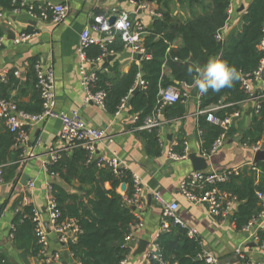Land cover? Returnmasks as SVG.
<instances>
[{"label": "trees", "instance_id": "trees-1", "mask_svg": "<svg viewBox=\"0 0 264 264\" xmlns=\"http://www.w3.org/2000/svg\"><path fill=\"white\" fill-rule=\"evenodd\" d=\"M155 2L160 8L153 18L151 28L146 29L143 47L149 58L137 59L128 72L120 73L119 64L110 65L103 62L96 72L97 80L91 89L94 92L105 93L104 107L109 114H115L122 101L131 102L128 111L137 114L139 122L150 116L157 105L159 91L175 86L185 91L194 87L195 68L200 67L213 56H219L229 65L235 66L239 79L234 80L231 87L220 91H209L201 96V108L219 106L214 112L219 119L240 110V104L251 99V94L243 87L242 79L253 81V73L259 69L264 53L258 50V44L264 37V0H250L242 15L239 31L232 30L217 41L215 35L229 22L226 9L230 0H205L209 10L194 14L186 22H180L171 15L170 6L176 0H146ZM192 6L197 0H177ZM23 9L19 2L0 0V14L3 10L16 11ZM3 30L0 27V37ZM180 40L181 46L172 48V44ZM124 50L120 35L116 34L111 44L104 48L92 45L87 49L90 60L103 58L107 54H117ZM102 60V59H101ZM34 63L31 69L34 72ZM193 68L192 73L188 72ZM104 70H107L105 73ZM166 71L168 74H166ZM138 76L143 86L134 95L132 91L137 85ZM36 81L33 83L35 87ZM35 89V88H34ZM30 106H18V110L35 115L41 112L39 92ZM258 93V91H257ZM1 97V96H0ZM185 109L181 102L167 106L165 118L180 117ZM0 166L4 183L11 184L19 177L23 149H15L16 137L0 124ZM198 127L201 131L204 152H210L214 141L222 130L206 121L205 115L198 117ZM146 141L147 153L158 155L160 143L158 131H139ZM236 134L230 128L227 136ZM264 136V87L254 99L250 113V125L240 135V142L253 147L260 143ZM176 152L184 154L181 142ZM176 148V147H175ZM12 163L11 165H7ZM264 175V162L255 163ZM48 172L54 174L59 181L52 182L51 196L58 211V224L71 220L78 227L74 242H69L70 262L76 264H121L130 255V249L125 246L124 239L138 223L134 212L130 210L128 200L133 195L131 173L120 169L116 173L107 165H100L97 159H89L87 151L81 147L64 151L60 158L48 164ZM249 169L233 177L228 183L220 185L222 191L231 193L238 203L236 210L230 216L237 231L247 225L250 219L259 213L260 207L256 197L257 192L264 193V176ZM62 183V184H59ZM126 185L124 193L120 185ZM3 205H0L2 210ZM15 208L17 206L15 205ZM36 223L33 221V207L23 206L13 215L11 222V244L18 251L21 264H29V259L42 257V246L36 236ZM260 241L264 243V231L260 233ZM156 242L161 248L164 259L169 264H205L196 260L202 253L200 241L187 236L180 226H170L168 231L159 234ZM67 262V261H64ZM0 264H15L9 261L4 252L0 251ZM150 264H157L151 261Z\"/></svg>", "mask_w": 264, "mask_h": 264}, {"label": "crops", "instance_id": "crops-1", "mask_svg": "<svg viewBox=\"0 0 264 264\" xmlns=\"http://www.w3.org/2000/svg\"><path fill=\"white\" fill-rule=\"evenodd\" d=\"M24 4L48 5L65 3L69 7L67 17L55 25L50 21L33 19L23 10L2 11L3 20L0 22L3 35L0 37V96L1 98L14 101L18 106H30L38 93L33 83L35 76L31 64L40 62L45 67H52L55 78V95L57 109L63 112L78 110L88 126L101 129L105 132V138L97 143V153L104 158H112L113 154L121 163L124 169L131 174H136L145 189L142 193V207L137 211L139 228H133V241L128 244L130 255L125 259V264H142L143 254L134 255L140 240L152 244L158 238L161 226V207L155 200V193L167 202H177V216L188 228H195L197 238L200 241L203 251L210 252L219 259L234 255V249L243 241L244 234L237 231L230 216L222 221H215L208 217L207 207L204 204H189L180 194L181 182L190 174L195 172L191 161L186 157L183 160L174 162L166 158V152L181 142L183 148L186 143L188 155L203 157L204 147L198 127V117L203 115L204 110L200 106L198 95L191 97L190 90L188 97L181 103L185 112L180 117L165 118L158 130L160 139V153L150 155L147 153L146 141L133 127L132 115L128 107L109 114L94 103H84V90L80 83L78 74V43L82 30L90 26L96 16L110 19L113 11L130 12L133 21L142 23L147 29L152 25V13H159L155 2L149 1V11L133 13L134 9L125 0H16ZM205 0H197L194 4L198 8L178 9L170 6L172 17L180 22H186L194 14H201L208 11L210 6ZM250 0H238L234 5V11L228 19V23L221 30L223 38L232 30L239 31L242 24V15ZM173 3H178L174 1ZM180 4V3H179ZM242 8V10H240ZM230 27L225 32V29ZM12 33H8V32ZM21 34H29L30 38L16 44L14 39ZM92 35H95L93 33ZM181 46L180 40L172 44V48ZM113 55L114 58L107 63L110 65L118 62L120 73L128 72L130 66L137 62L133 53L128 49ZM89 59V58H88ZM90 60V59H89ZM86 64L88 71L97 72L101 69L103 61L90 60ZM105 73L107 70H104ZM17 73V75L15 74ZM166 74L168 72L166 71ZM251 84L253 93L262 91L264 82L258 81ZM35 88V89H34ZM184 90L185 86L182 87ZM254 100L250 99L241 103L240 117L233 123L232 128L236 134L227 137L223 146L209 155L206 159V169L202 171H223L233 167L248 165L253 162V153L249 147L240 142V135L250 125V114L246 112L253 107ZM252 111V110H251ZM2 124V123H0ZM1 126V125H0ZM26 138L22 145L26 159L20 163L19 177L23 175L33 181L35 186L28 191L26 186L10 185L0 183V205H3V214L0 218V251L4 252L9 261L21 264L16 251L11 244V222L13 215L21 209V200L24 194L30 195V201L37 209L44 223H47V206L49 195L47 184L59 181L50 178L44 171L43 165L48 161L51 151L67 150V145L59 139L60 123L51 119L46 123L37 126H28L25 129ZM112 141V143H108ZM264 149V136L261 141ZM178 147L174 148L176 151ZM257 178L261 179V169ZM62 184V183H59ZM15 205L17 208H15ZM49 251L59 249L57 235L48 224ZM148 245V247H149ZM147 247V248H148ZM146 248V250H147ZM146 252V251H145ZM49 254V253H48ZM253 261L264 262V253L254 252L251 254ZM29 264H45L43 256L29 259ZM65 264V263H62Z\"/></svg>", "mask_w": 264, "mask_h": 264}, {"label": "built area", "instance_id": "built-area-1", "mask_svg": "<svg viewBox=\"0 0 264 264\" xmlns=\"http://www.w3.org/2000/svg\"><path fill=\"white\" fill-rule=\"evenodd\" d=\"M14 3L18 2L12 0ZM128 5H130L134 12L138 11H149V1L146 0H125ZM238 0H230L228 7L226 9L228 17H230L234 11V5ZM28 15L33 19H42L50 21L51 23L57 25L62 22L68 15L69 7L65 3L60 4H48V5H33L24 4L19 2ZM115 20L110 25L108 23V18L102 16H96L93 23L90 26L85 27L79 36L78 43V74L80 77V83L83 86L84 103H94L98 107L105 109L104 98L105 93L103 91H92L91 87L97 80V74L94 71H88L86 64L92 62L87 57V49L92 45H99L104 48L107 44H111L114 40L116 34L120 35V39L124 44V48L128 49L134 55H140L141 58L148 59L149 56L143 47V38L146 35L145 26L138 22L133 21L130 17V12H117L113 11ZM150 12V11H149ZM152 13V17L159 18L160 14ZM3 20L2 14H0V22ZM95 33V35H92ZM264 33V24H263ZM101 34H106L105 39H100ZM30 38L29 34H21L18 38L14 39V43H24ZM217 41H222L223 37L221 31H218L215 35ZM258 50L264 53V37L258 44ZM107 56V55H104ZM99 58L95 61H100ZM264 67V60L261 61V65L258 70L253 73V81H261V71ZM35 72V88L39 92L41 100V112L35 115L26 114L18 110L16 104L9 99L0 97V123L5 126L9 133L16 137V142L14 145L15 149L22 148L24 140L26 138L25 129L28 126H37L38 124L46 123L51 119L58 120L60 123V134L59 139L67 145V151L81 147L87 151L89 159H97L100 165H107L115 173L124 169L121 163L117 160L114 153L112 158H104L97 153L96 147L98 142H102L105 138V132L101 129H97L88 126L83 120L78 110H73L71 112H63L57 109L56 95H55V78L52 67H45L40 62L34 63ZM17 75V73H15ZM243 87L248 91L251 96L253 92L251 91V84L247 79H242ZM137 84L143 86V81H141L140 76H138ZM185 91L175 86H170L166 89L159 91L157 105L154 108L153 113L146 117L142 123L139 122V116L137 114L132 115L131 120L133 127L136 131H147L159 130L163 124V108L166 106L174 105L178 102H182L188 97L189 88L185 86ZM198 98L201 99L202 94L197 91ZM201 103V100H199ZM127 107V102L124 100L118 106V110H123ZM219 106L210 107L204 109L201 113L205 115L206 121L218 126L222 132L218 138L214 141L210 152L203 153V157L208 158L209 155L214 153L225 143L227 139V133L229 129L233 126V123L241 115L240 111H235L230 115L219 119L215 116L214 112L218 110ZM201 134V131L199 132ZM108 143H112L109 141ZM159 143L160 139H159ZM261 143V142H260ZM258 143L256 146L249 147L252 153H256L260 150H264L261 144ZM184 154H179L174 150L175 147L168 150L166 158L170 161H180L187 157V152L185 150L186 143H184ZM23 149V148H22ZM66 150H55L51 151L48 161L43 165L44 171L50 178H56L54 174L48 172V164L57 161L60 158V154ZM26 154L23 149V157L21 163L26 159ZM8 163L7 165H11ZM2 168L0 166V183H3L2 179ZM249 169L258 174L260 172L259 168L254 162L248 163V165H242L239 167H233L220 172L217 171H196L187 176L180 184V194L181 196L192 205L204 204L207 207V215L209 218L222 222L226 220L230 213L236 210L238 205L236 198L229 192L222 191L219 186L228 183L233 177L239 176L244 169ZM133 182V195L128 200V204L135 208V215L138 219L137 211L141 209L142 203V193L145 189L140 178L136 174H131ZM20 177L16 181L12 182L10 185H19ZM34 182L29 181L27 183L28 191L34 189ZM47 191L49 195V202L47 206L48 216L47 223L52 227L53 232L57 235V241L59 249L57 251H49V240L48 232L44 227V222L42 221L40 214L37 209L34 208L30 201V195L24 194L21 200V206L31 205L33 207V221L36 223V236L38 238V243L42 246V256L45 264H76L67 260L66 261L62 255L63 249H66L70 258L68 251L69 242H74L76 240V235L78 233V227L75 225L74 221L68 223L58 224V211L56 210L55 203L51 196L52 183L47 184ZM256 197L258 200V206L260 211L258 214L253 216L247 225L242 229L244 234L243 241L237 248L234 249V255L238 257L242 264H264L261 260L253 261L251 254L254 252L264 253V243L260 241V233L264 231V193L257 192ZM155 200L161 207V226L160 233L168 231L170 226H180L185 229L187 236L190 238H197V231L195 228H188L181 219L177 216L176 211L178 209L177 202H167L160 197L158 193H155ZM3 210L0 209V218L2 217ZM141 227L140 223H137L134 228ZM159 236V235H158ZM132 231L125 237L124 244L127 247L129 243L133 241ZM249 244H253V247H249ZM49 253V254H48ZM199 259L203 260L205 264H219L220 259L210 252L202 250L199 255ZM156 262L157 264H169L161 252L159 244L155 241L149 245L146 252L143 254L142 264H150V262ZM121 264H125L123 261Z\"/></svg>", "mask_w": 264, "mask_h": 264}, {"label": "water", "instance_id": "water-1", "mask_svg": "<svg viewBox=\"0 0 264 264\" xmlns=\"http://www.w3.org/2000/svg\"><path fill=\"white\" fill-rule=\"evenodd\" d=\"M240 10H242V8ZM138 13H141V12L138 11ZM154 18L157 19L156 17H154ZM114 20H115V18H114V16H112L108 20V23L111 25L114 22ZM229 27L230 26L227 25V27L225 29V32L227 31V29ZM1 28H3V27L1 26ZM148 28H151V25ZM8 33L10 34L12 32L9 31ZM106 36H107L106 34H101L100 35V39H105ZM133 57H134V59H140L141 58L140 55H133ZM113 58H114L113 55H107V56H104L102 58V61L103 62H108V61L112 60ZM261 78H262V81L264 82V67H263V69L261 71ZM245 79H247V78H245ZM139 87H140L139 84H137L136 87L134 88V90L132 91L131 95H134L135 93H137L138 90H139ZM197 91H198V89H197L196 86L192 87L191 90H190L191 97H196L197 96ZM257 96H258V93L255 92V93L252 94L251 99L254 100L255 98H257ZM130 102H131V98L128 99V101H127V107L129 106ZM165 109H166V106L163 108V111H162L163 114L165 112ZM251 110H252V108L249 107L248 110H247V112H246V115L247 116L251 113ZM187 158L191 161L192 168H193V170L195 172L196 171H202V170H205L206 169L207 162H206V159L204 157L199 158L196 155L192 154V155H188ZM253 162L254 163L264 162V150H260V151H258V152H256V153L253 154ZM28 181H29V178L26 175H23L22 179L20 180V184L22 186H26V183ZM125 189H126V185L124 183L121 184L120 185V189H119L120 192L121 193H124L125 192ZM129 208H130V210L132 212L135 211V208L133 206H130ZM44 227H45L46 231L49 232V230H48V223H44ZM148 245H149L148 242L140 240L138 242L137 249L134 251V255L137 256V255H141V254L145 253L146 248L148 247ZM248 246L249 247H253L254 245L253 244H249ZM62 255H63V257H64V259L66 261L67 260L70 261V258H69V255H68V252H67L66 249H63ZM196 260H200V259L197 258ZM219 264H242V263L240 262V260L238 259L237 256H235V255H229L227 257L221 258L220 261H219Z\"/></svg>", "mask_w": 264, "mask_h": 264}, {"label": "clouds", "instance_id": "clouds-1", "mask_svg": "<svg viewBox=\"0 0 264 264\" xmlns=\"http://www.w3.org/2000/svg\"><path fill=\"white\" fill-rule=\"evenodd\" d=\"M193 71V68L188 69L189 73ZM195 72L194 84L201 94H206L209 89L218 92L231 87L233 81L239 79L235 66L229 65L219 56L210 57L204 65L195 68Z\"/></svg>", "mask_w": 264, "mask_h": 264}, {"label": "rangeland", "instance_id": "rangeland-1", "mask_svg": "<svg viewBox=\"0 0 264 264\" xmlns=\"http://www.w3.org/2000/svg\"><path fill=\"white\" fill-rule=\"evenodd\" d=\"M177 1V0H176ZM174 2V1H173ZM171 3V5H173V7L174 8H178V9H186V8H189L188 7V2L187 1H185L183 4H179V3ZM205 3V2H204ZM194 8H198V6L197 5H195V4H193L192 6H191V8L190 9H194Z\"/></svg>", "mask_w": 264, "mask_h": 264}]
</instances>
